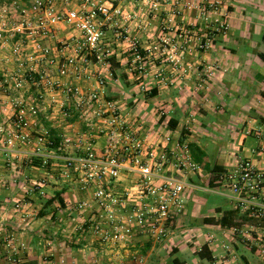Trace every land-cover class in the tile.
<instances>
[{"label":"crops","instance_id":"1","mask_svg":"<svg viewBox=\"0 0 264 264\" xmlns=\"http://www.w3.org/2000/svg\"><path fill=\"white\" fill-rule=\"evenodd\" d=\"M34 1L0 3V31L8 37L0 39V234L31 242L49 237L48 247L40 252L32 247L21 264H264L256 248L233 232L257 221L224 197L217 201L210 196L217 195L212 192L217 172L242 160L264 164V0H119L111 20L100 21L110 65L84 64L82 56L60 52L62 45L81 41L82 34L73 24L59 23L46 44L60 64L75 57L87 67L66 77L57 67L28 58L31 36L22 28L21 11ZM216 1L218 5L212 4ZM207 3L212 6L208 10ZM55 8L81 11L83 4L57 2ZM202 32L213 35L204 40ZM121 34H129L139 53L131 51V42ZM22 42L27 51L17 57L14 46ZM206 42L211 49L201 51ZM21 61L43 72L46 82L100 90L106 99L118 101L123 117L133 125L143 123L154 133L171 134L189 145L199 170L183 177V210L174 215L167 234L157 240L136 231L130 242L113 246H103L91 235L92 216L77 206L94 202L92 190L81 188L78 174L66 179L62 161L84 156L81 142L91 131L80 120L73 99L60 86L41 82L39 75L36 84L28 82ZM37 102L46 115L33 118L29 108ZM19 103L29 123V141L16 138L13 118L21 110ZM44 131L52 137L53 148L37 144ZM65 139L71 142L58 153ZM93 145L99 155L103 141L95 139ZM39 150L56 157L46 170L34 158ZM137 181V174L124 172L117 190L136 197ZM39 183L45 185L44 197L35 191ZM45 253L48 261L41 258Z\"/></svg>","mask_w":264,"mask_h":264},{"label":"built area","instance_id":"2","mask_svg":"<svg viewBox=\"0 0 264 264\" xmlns=\"http://www.w3.org/2000/svg\"><path fill=\"white\" fill-rule=\"evenodd\" d=\"M83 4L81 11H57L55 4ZM119 0H35L30 6L22 8L24 19L22 28L31 36L32 44L28 58L41 60L48 67H57L61 77L75 76L86 69L78 63L77 58L68 57L60 64L53 49L46 44L53 37L57 24H73L82 34L81 41H71L62 45V53L72 51L76 56L84 58V64L96 61L110 65V51L103 48L106 37L102 30L101 20H111L115 3ZM212 7V6H211ZM117 14L118 11H115ZM0 31V39L8 41ZM14 37V35H11ZM131 42V51L139 53V46L130 40L129 34H121ZM25 42L14 46V54L20 57L26 50ZM210 43L201 44L200 48L209 49ZM23 74L28 82L36 84L35 75L50 88L60 86L61 91L73 99L75 111L80 120L90 129L91 134L83 139L84 156L80 159L65 157L64 177L70 178L78 174V182L82 189L92 190L94 202L83 201L77 206L80 212H89L92 216L90 228L93 235L103 246H113L130 242L136 231L150 234L157 240L167 234L174 215L183 210V195L186 183L183 177L197 174L199 168L192 157L188 144L175 140L171 134L158 130L155 133L144 124L133 125L127 121L117 100L106 99L100 90L85 91L76 85L61 86L59 82H46L45 74L35 68H26L21 61ZM144 67H139L143 73ZM100 86L104 80H98ZM18 89L23 83L18 81ZM21 105V106H20ZM20 112L14 116L16 138L30 139L29 123L19 103ZM45 113L37 102L29 108V114L37 118ZM46 115V113H45ZM2 130L0 129V132ZM94 132V133H92ZM162 135V136H160ZM160 136V137H159ZM102 140L103 148L98 155L94 150L93 140ZM65 139L56 150L63 153ZM37 144L41 147L53 148L55 143L49 132L44 131L37 136ZM264 153V150H263ZM38 167L49 168L56 158L52 153L37 152L34 156ZM137 174V196L129 192L120 193L116 185L121 182L122 174ZM44 183L36 185L35 191L44 197ZM264 164L258 167L248 160L239 161L234 167L219 171L214 177L212 192L229 200L242 215L255 219L257 223L235 227L233 232L256 248L264 260ZM2 236L3 251L6 261L2 264H21L19 253L27 252L29 246L18 240L16 235Z\"/></svg>","mask_w":264,"mask_h":264},{"label":"rangeland","instance_id":"3","mask_svg":"<svg viewBox=\"0 0 264 264\" xmlns=\"http://www.w3.org/2000/svg\"><path fill=\"white\" fill-rule=\"evenodd\" d=\"M0 3H4V1L3 2H0ZM212 4H217V1L216 2H214V3H212ZM218 5V4H217ZM204 6H205V8H206V10H208V8L211 6V3H207V4H204ZM204 15H206V16H204ZM202 17H203V19L206 21V23L207 22H210L211 21V19L210 18H208V14H204ZM8 17H12V15H8ZM212 17H214V15H212ZM222 18V17H221ZM3 18L1 17L0 18V21H3L2 20ZM6 19V18H5ZM4 19V20H5ZM15 19H13L12 20V22H15L14 21ZM224 26H226V25H224L223 24V27ZM219 29L220 30H222V28L221 27H219ZM216 31H214V33H215ZM205 35V37L203 36V35ZM207 32H202L201 33V36H203V37H201L202 39H204V40H206V39H208V38H210L213 34H211L210 35V37H208L207 36ZM217 34H218V32H217ZM213 38V37H212ZM10 39V38H9ZM201 49V51H204V52H207V51H209L210 49H211V47L209 48V49H207V48H200ZM211 196V200H213V199H216L217 201L218 200H220V201H223V198L222 197H219V195H210ZM226 199V198H225ZM228 200V199H227ZM89 229H90V231H92L91 230V228H90V225H89ZM4 235H12V234H3V236ZM14 235V234H13ZM93 237H95L93 234H91ZM2 236L0 237V249L1 250H3L2 248V246H3V244H5V243H3L2 244ZM41 238V240H38V241H32L31 242V240H29L28 241V239H21L20 237H18V240L19 241H21L22 243H25V244H27V246H29V250H27V252H30V250L32 249V247L34 248L35 247V249H36V251L37 252H40V251H42L45 247H48L49 246V244L46 242V240H48L49 241V237H43V236H41L40 237ZM39 238V239H40ZM43 238V239H42ZM96 238V237H95ZM97 239V238H96ZM43 240V241H42ZM98 240V239H97ZM47 249V248H46ZM0 250V264H2V263H4L5 261H6V255L4 254V252L3 251H1ZM27 253L26 252H22V253H19V257L21 258V257H23L24 255H26ZM135 257H137V255H135ZM135 257H132V256H129V260H131V259H133V258H135ZM41 258L43 259V261L45 260V261H48V256H47V254L45 253L43 256H41Z\"/></svg>","mask_w":264,"mask_h":264},{"label":"trees","instance_id":"4","mask_svg":"<svg viewBox=\"0 0 264 264\" xmlns=\"http://www.w3.org/2000/svg\"><path fill=\"white\" fill-rule=\"evenodd\" d=\"M4 0H0V2H3ZM262 58H263V60H264V56H262ZM59 200V202H60V204L61 205H63V202L60 200V199H58Z\"/></svg>","mask_w":264,"mask_h":264}]
</instances>
